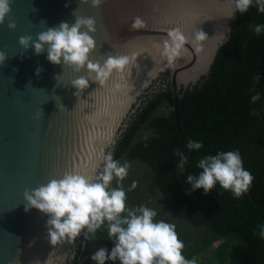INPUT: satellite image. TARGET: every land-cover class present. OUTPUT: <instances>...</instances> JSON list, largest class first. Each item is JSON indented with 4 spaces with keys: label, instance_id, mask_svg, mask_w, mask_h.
I'll return each mask as SVG.
<instances>
[{
    "label": "water",
    "instance_id": "obj_1",
    "mask_svg": "<svg viewBox=\"0 0 264 264\" xmlns=\"http://www.w3.org/2000/svg\"><path fill=\"white\" fill-rule=\"evenodd\" d=\"M235 11V0H103L96 8L81 0H12L0 25V51L6 53L0 65V264H67L71 243H49L48 216L35 208L26 212L23 194L66 172L96 181L108 146L139 102L171 94L180 153L179 92L207 75ZM76 16L96 21L89 61L103 66L109 55L127 56L122 69L106 77L87 65L74 71L63 61L50 63L46 50L36 55L31 42L27 49L18 44V37L35 41L61 22L71 26ZM135 17L143 27L132 30ZM200 30L207 34L203 40L196 39ZM176 33L185 42L172 56ZM82 76L88 86L78 91L72 81ZM175 172L182 180L179 155Z\"/></svg>",
    "mask_w": 264,
    "mask_h": 264
},
{
    "label": "trees",
    "instance_id": "obj_2",
    "mask_svg": "<svg viewBox=\"0 0 264 264\" xmlns=\"http://www.w3.org/2000/svg\"><path fill=\"white\" fill-rule=\"evenodd\" d=\"M257 24L264 25V13L257 10L255 0L247 12L236 10L229 37L207 75L179 92L175 117L180 153L188 157L183 170L179 167L182 180L175 172L179 140L171 94L139 102L111 149L114 160L136 162L146 169L158 200L153 207L167 213L184 243L182 255L189 261L198 258L196 264H264V238L259 235L264 226V31L256 34ZM256 93L260 99L253 104ZM158 111L163 114L156 115ZM141 131L149 135L139 139ZM190 139L202 141L203 148L189 151ZM231 150L240 152L244 168L254 176L249 191L236 199L219 184L207 194L192 190L186 181L188 175L195 179L201 171L198 160ZM126 204L140 206L130 200ZM86 232L76 257L67 264H80L79 257L92 246L109 251L114 246L107 222L97 229L95 239L92 233L85 239ZM88 264L96 262L90 259Z\"/></svg>",
    "mask_w": 264,
    "mask_h": 264
},
{
    "label": "clouds",
    "instance_id": "obj_3",
    "mask_svg": "<svg viewBox=\"0 0 264 264\" xmlns=\"http://www.w3.org/2000/svg\"><path fill=\"white\" fill-rule=\"evenodd\" d=\"M89 2L96 8L103 0H81L84 4ZM253 2L254 0H235V8L243 14L253 6ZM11 3L12 0H0V25L9 18ZM255 6L259 12L264 13V0H255ZM95 24L93 17L76 16L75 23L71 26L67 22H61L58 27L38 33L35 41L30 35L18 37V44L27 49L31 42L36 55L46 50L47 59L52 64H60L63 61L73 66L74 71H79L87 65V68L96 71L98 76L106 77L114 68L122 69L128 63V57L109 55L103 66L89 61V53L95 48V40L89 33L95 32ZM7 27L14 30L15 21L9 19ZM81 27L87 31L81 32ZM141 27L143 21L139 17L133 18L130 28L137 30ZM262 31L264 25H255L256 34ZM174 36L178 42L175 43L172 56H178L185 37L179 33ZM206 36L207 34L200 30L196 39L203 40ZM5 59L6 53L0 51V65ZM41 71L42 69L37 68L35 74L39 76ZM255 79L259 82V75ZM72 85L79 91L88 86V80L82 76L73 80ZM259 99L260 94L256 93L251 97V103L255 104ZM186 148L189 151H199L203 148V142L190 139ZM177 155L180 156L179 167L183 170L188 157L183 153ZM104 162L103 173L96 181L84 175L66 172L61 179H51L47 184L31 191L25 190V211L35 208L48 216L45 227L49 243L56 245L65 240L74 243L85 229V239H89L87 233H92L91 239H95L97 229L107 222V235L109 239L114 240V246L110 251L104 247L97 249L90 257L96 264H106V261H119V264H194L182 255L184 243L179 239L174 224L156 220V210L145 205L129 208L122 186L109 188L114 178L118 181L125 179L129 165H121L111 154L104 157ZM196 167L201 171L195 179L193 175H188L186 183L191 185L192 190L203 189L205 194L219 184L222 189L230 190L233 196L239 199L249 191L254 180L252 173L244 168L238 150L205 155L198 160ZM137 183L133 181L131 188L135 189ZM124 213L126 215H122ZM259 235L264 238V226H261ZM34 264L40 262L37 260Z\"/></svg>",
    "mask_w": 264,
    "mask_h": 264
},
{
    "label": "rangeland",
    "instance_id": "obj_4",
    "mask_svg": "<svg viewBox=\"0 0 264 264\" xmlns=\"http://www.w3.org/2000/svg\"><path fill=\"white\" fill-rule=\"evenodd\" d=\"M136 104L137 103H134L131 106V108L132 107L134 108ZM161 114H163V111H158L156 113V115H161ZM148 135L149 134L146 131H141V133L139 134V139L146 138ZM112 145L108 146L106 156L111 153ZM118 162L121 165H123L125 163H127L129 165L128 175L125 177V179L123 181H118L117 179L114 178L113 181L111 182V184L109 185V188L112 189V188H116L118 186H122L126 192L127 201L130 200V201H133L137 204L145 205L149 208L156 210L157 216L155 217V219L156 220H164V221H167L169 223L170 218L167 216V213L161 209H158V208L155 209L153 207L156 205L158 200L155 197L154 192L151 190L152 189L151 177L148 174V172L146 171V169L143 168L142 166H140L139 164H137L136 162H127L124 160H120ZM104 165H105V162H103L101 168L99 169L97 178L103 173ZM133 181L138 182L135 189L131 188ZM154 198H155V200H154ZM153 200H154V202H152ZM83 234H84V230L75 239L74 243H71V245L67 251L68 252L67 253V257H68L67 263L70 261H73L74 258L76 257V250L78 248L79 243L81 242ZM96 250H97V246H92L86 252L81 254V257H79L80 264H88L91 255ZM198 260H199L198 258H195V259H192L190 261H193L194 264H196L198 262Z\"/></svg>",
    "mask_w": 264,
    "mask_h": 264
}]
</instances>
